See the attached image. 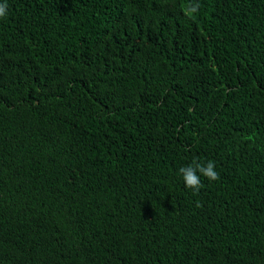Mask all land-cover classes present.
Instances as JSON below:
<instances>
[{
  "label": "trees",
  "instance_id": "obj_1",
  "mask_svg": "<svg viewBox=\"0 0 264 264\" xmlns=\"http://www.w3.org/2000/svg\"><path fill=\"white\" fill-rule=\"evenodd\" d=\"M5 3L0 264H264V0Z\"/></svg>",
  "mask_w": 264,
  "mask_h": 264
},
{
  "label": "clouds",
  "instance_id": "obj_2",
  "mask_svg": "<svg viewBox=\"0 0 264 264\" xmlns=\"http://www.w3.org/2000/svg\"><path fill=\"white\" fill-rule=\"evenodd\" d=\"M7 4L0 5V17L6 15ZM192 12L196 11V6L191 8ZM182 180L184 181L185 187L192 189L195 193H198L201 188V179L203 176L209 181H216L219 179V174L216 171V166L214 161H208L205 163H200L197 160H193L191 164L186 167H181L179 169Z\"/></svg>",
  "mask_w": 264,
  "mask_h": 264
}]
</instances>
